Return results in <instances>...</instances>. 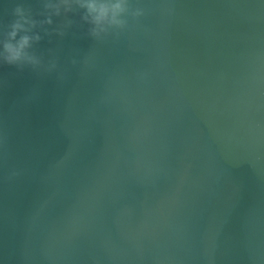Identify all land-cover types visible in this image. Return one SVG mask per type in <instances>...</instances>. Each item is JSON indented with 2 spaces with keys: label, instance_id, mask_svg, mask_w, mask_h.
Wrapping results in <instances>:
<instances>
[{
  "label": "water",
  "instance_id": "water-1",
  "mask_svg": "<svg viewBox=\"0 0 264 264\" xmlns=\"http://www.w3.org/2000/svg\"><path fill=\"white\" fill-rule=\"evenodd\" d=\"M0 264H264V0H0Z\"/></svg>",
  "mask_w": 264,
  "mask_h": 264
},
{
  "label": "clouds",
  "instance_id": "clouds-1",
  "mask_svg": "<svg viewBox=\"0 0 264 264\" xmlns=\"http://www.w3.org/2000/svg\"><path fill=\"white\" fill-rule=\"evenodd\" d=\"M88 7L90 10H96L94 5L92 3H89L88 4ZM112 10H113V15H115V12L119 11L120 10V4L119 3H116V4H113L112 5ZM105 14V10L103 8L99 9L98 10V15H97V19H100L102 18V16ZM26 40L27 38H22V41H21V47L23 46V44L26 43ZM13 55H18V50L16 52L13 53Z\"/></svg>",
  "mask_w": 264,
  "mask_h": 264
}]
</instances>
